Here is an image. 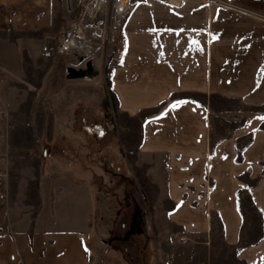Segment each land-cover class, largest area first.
<instances>
[{
    "label": "crops",
    "instance_id": "crops-1",
    "mask_svg": "<svg viewBox=\"0 0 264 264\" xmlns=\"http://www.w3.org/2000/svg\"><path fill=\"white\" fill-rule=\"evenodd\" d=\"M52 1L0 0V30L44 25ZM123 38L109 89L137 120L134 166L160 264H221L217 227L234 250L223 264H264V0H141ZM89 155L47 158L31 201L24 178L13 195L0 161V264L97 263ZM242 197L259 225L243 246Z\"/></svg>",
    "mask_w": 264,
    "mask_h": 264
},
{
    "label": "rangeland",
    "instance_id": "rangeland-1",
    "mask_svg": "<svg viewBox=\"0 0 264 264\" xmlns=\"http://www.w3.org/2000/svg\"><path fill=\"white\" fill-rule=\"evenodd\" d=\"M117 1L53 0L51 19L44 25L0 30V98L9 114L0 161L8 163L13 195L21 194L24 178V195L31 201L47 158L68 165L73 155L88 153L89 163L92 152L96 264H160L148 221L150 205L134 166L137 120L117 111L109 89V74L123 51L124 21L141 0H120L128 3L124 14H116ZM242 203L249 222L241 246L254 243L259 228L255 210L245 197ZM136 212L142 232L122 241ZM219 234L217 227L215 258L223 264L234 250L222 246ZM14 264L22 263L17 259Z\"/></svg>",
    "mask_w": 264,
    "mask_h": 264
},
{
    "label": "built area",
    "instance_id": "built-area-1",
    "mask_svg": "<svg viewBox=\"0 0 264 264\" xmlns=\"http://www.w3.org/2000/svg\"><path fill=\"white\" fill-rule=\"evenodd\" d=\"M102 3L106 4V0H104ZM117 3H120V0H118ZM125 4L126 5L123 8V10L117 7L116 14L125 13L128 7V3L125 2ZM0 83H1V80H0ZM8 126H9V114H8L6 107H4V105L2 104L1 98H0V157L1 158L5 155V152H6L5 143H6V135L8 132Z\"/></svg>",
    "mask_w": 264,
    "mask_h": 264
},
{
    "label": "flooded vegetation",
    "instance_id": "flooded-vegetation-1",
    "mask_svg": "<svg viewBox=\"0 0 264 264\" xmlns=\"http://www.w3.org/2000/svg\"><path fill=\"white\" fill-rule=\"evenodd\" d=\"M137 216H138V214H137V212H136V213L134 214V217H133V219H132L130 225H129V229H128V231L131 230V229H133L134 231H136V229L139 228V223H138V221H137V219H139V218H137ZM124 235H125V232H124Z\"/></svg>",
    "mask_w": 264,
    "mask_h": 264
},
{
    "label": "water",
    "instance_id": "water-1",
    "mask_svg": "<svg viewBox=\"0 0 264 264\" xmlns=\"http://www.w3.org/2000/svg\"><path fill=\"white\" fill-rule=\"evenodd\" d=\"M142 230L140 228L136 229V231H134L133 229L129 230L128 232L125 233L124 237L122 238V241H126L127 238L135 233V234H141Z\"/></svg>",
    "mask_w": 264,
    "mask_h": 264
},
{
    "label": "bare ground",
    "instance_id": "bare-ground-1",
    "mask_svg": "<svg viewBox=\"0 0 264 264\" xmlns=\"http://www.w3.org/2000/svg\"><path fill=\"white\" fill-rule=\"evenodd\" d=\"M103 1H104V0H101V2H103ZM125 5H126L125 3H121V2H120V3H117L115 7H116V9H117V7H118V8H120V9L123 10V8L125 7ZM117 13H119V12H117ZM68 43H69L70 45L75 46V44H74V40H73V39H69V40H68ZM70 45H69V46H70ZM67 46H68V45H67Z\"/></svg>",
    "mask_w": 264,
    "mask_h": 264
}]
</instances>
